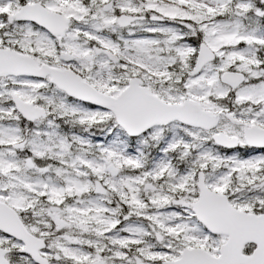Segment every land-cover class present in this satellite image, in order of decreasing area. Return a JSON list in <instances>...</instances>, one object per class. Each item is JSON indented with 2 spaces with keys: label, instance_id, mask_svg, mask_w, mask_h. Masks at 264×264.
Wrapping results in <instances>:
<instances>
[{
  "label": "snow or ice",
  "instance_id": "obj_1",
  "mask_svg": "<svg viewBox=\"0 0 264 264\" xmlns=\"http://www.w3.org/2000/svg\"><path fill=\"white\" fill-rule=\"evenodd\" d=\"M0 264H264V0H0Z\"/></svg>",
  "mask_w": 264,
  "mask_h": 264
}]
</instances>
